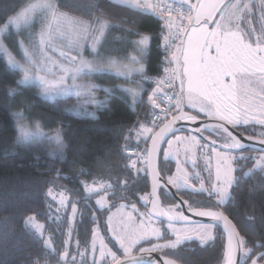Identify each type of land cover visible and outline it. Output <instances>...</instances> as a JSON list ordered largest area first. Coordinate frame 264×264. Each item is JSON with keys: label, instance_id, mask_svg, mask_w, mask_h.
<instances>
[{"label": "snow or ice", "instance_id": "snow-or-ice-1", "mask_svg": "<svg viewBox=\"0 0 264 264\" xmlns=\"http://www.w3.org/2000/svg\"><path fill=\"white\" fill-rule=\"evenodd\" d=\"M65 4L69 8H76L82 10L81 6L76 0H64ZM110 3L119 5H128L130 9H136L139 13H155L164 21L162 40L164 47L167 49L170 46V41L180 39L181 36L187 38V47L183 53V71L180 73L181 77L186 76V94L189 103H192L193 107L199 104V113H203L206 117L217 118L220 123L216 125L220 131L226 134L229 143L222 145L225 148L227 154L216 152V167L214 173V181L211 180L212 169L210 161H208L209 171V186L205 189V181L199 173H188L186 169L179 166V160H177L176 175L169 176L166 183L161 184L159 181V172L153 164V181L152 190L149 194L140 197L147 203H152L153 209L156 208V201L159 200V191H167L169 185L174 187L177 192L182 189L191 188L201 193L206 192L209 198H212L217 207L227 206L228 202L233 198L232 190L235 187H239L240 183L246 176L255 175L257 170L261 175V183H264V138L258 142L253 143V137L244 138L241 133L236 130L240 127L247 126L249 124L258 123L261 127H264V38L258 37L255 41V46L250 40L249 32H245L239 26V15L241 11L240 5L227 4L224 0H217V2H211L207 4L197 3L195 5L190 2L187 3L188 13H185L183 6L175 7L173 4H169L166 0H109ZM261 7L264 8V0H261ZM245 9L250 10V5H244ZM37 9H41L47 13L40 32L37 34L38 43L35 45H26L24 40L19 39V32L16 33V44L24 51L26 57L25 62L21 64L17 61L7 44H5V38L11 34V29L14 26L16 29H20L21 25L30 24L34 13ZM90 12L98 11L101 16H96L92 21H85L81 18L71 16L66 12H62L59 9L58 4L53 0H39L37 3H29L21 8L18 12L13 10L15 14L9 15L7 12L0 17V51L5 52L8 63L13 67H19L22 70V76L18 81V86L29 83L33 80L39 81L41 95L46 98L55 99L62 93L68 92L71 88L82 89L86 91L87 95L94 96V89L100 87L91 82L83 84H76L77 78L85 73V70L90 73L94 72H106L115 71L117 74L130 77L133 73H140L143 79H151L146 75V66L144 61L148 59L150 55V41L152 37L147 34L140 33L135 29H126V31L138 37L135 41H130L132 46L136 49L139 55L130 56L128 59L130 63H123L115 58L107 57L102 60L89 61L82 55L83 45L81 40L91 41V47L93 49L94 56H100L98 47L102 46V40L105 36V32L112 26V22L104 20L101 17L111 15L101 8L97 0H93L92 6L88 9ZM192 12L195 15H192ZM175 13V16L173 15ZM264 15V13H262ZM212 22L215 26V30L208 31L207 25ZM135 23V21H133ZM188 27L185 28L184 25ZM63 26L65 31H70L74 39L70 41V45L77 55L72 56L69 53L63 51L59 52V55L65 60L70 61L75 67L66 68L62 64H56L60 69V75H55L52 72L51 65L55 62L52 57L46 51V45L52 40L53 31H59ZM185 41H181L183 44ZM37 52L40 54L41 59H36ZM214 53V54H213ZM177 62V56L175 51L172 54L171 60L165 57V63ZM166 73L167 84L169 86L173 83V78L176 76V69L169 70L164 69ZM43 73V74H42ZM170 73V75H169ZM52 77V78H50ZM71 79L73 85H67V80ZM156 88L149 95L148 100L152 103L153 107L160 109V104L156 102L155 97L158 95L162 100H168L170 103L169 109H160L161 112H170L172 108L180 110L182 97L169 96L164 91L162 85L165 80H156ZM185 81L182 78L180 87L182 94L184 93ZM259 85V91L253 86ZM9 92L15 91V89H9ZM106 91H110L106 89ZM134 97L139 96V92L136 89H129ZM175 101L172 103V101ZM26 110L30 111L31 106L26 105ZM16 119L17 141L21 143H29L40 138H48L54 140L61 148L64 147L63 142V129H56L50 133H45L39 121L32 120L30 123H21L27 119L23 112H15L12 114ZM94 115V114H92ZM155 115V113H154ZM184 115L173 116L170 123H174L176 120L184 119ZM191 120H196V116L188 117ZM161 122L163 116H158ZM139 123V122H138ZM153 127L147 128L145 125L140 124L137 131L138 136H143L144 133H151L156 124L155 120L151 122ZM224 124L232 126L233 131H229L224 127ZM209 126L205 125V129ZM132 131V130H130ZM172 129L169 125H165L161 128L159 133L155 135H149L147 139L152 140V150L149 156H154L157 152L156 145L158 142H166L171 148V141H164V136L171 132ZM235 132V134H233ZM174 135V132L172 133ZM261 137H264V132L259 133ZM179 141L180 138H177ZM193 142H197L195 137H192ZM247 140V142H246ZM215 143L214 141L212 142ZM203 147V145H200ZM248 152L247 155L244 153ZM236 153V155H232ZM254 153V154H253ZM167 155V153H165ZM250 162L251 168L244 171V166L239 162ZM137 161L133 160L130 163V169H136ZM195 164V160L192 161ZM236 173H239L237 175ZM57 178H63L59 170L56 173ZM195 179L199 184V189L191 183V180ZM98 181H93V184ZM82 186L88 192L92 191H105L113 187L111 184L101 183L99 189H95L89 186L87 183ZM125 187L127 184L124 185ZM57 187H63L58 185ZM51 201L57 204L55 209L51 205L48 206L49 212L54 214L48 215L50 222H55L60 219L61 210L71 209L72 220L74 221L78 215V209L76 203L68 200L64 192H54L53 188H48L45 194ZM151 198V199H150ZM181 204H187V201L181 200ZM99 206L96 210L101 211L107 209L108 203L106 196L101 197L96 201ZM123 207V206H122ZM179 208L180 205L175 206ZM133 211H136L135 205H132ZM191 211V207L188 208ZM174 209L169 208L168 212L161 211L160 215H167L169 219L168 227L172 229L176 235V240L167 241L163 244L152 243V240L161 239V233L156 228L143 227L145 221H141V226L138 228L125 229L121 225L120 230H117L112 223V216H108L106 221V228L110 231L117 250L112 251L107 249L106 245H101L99 249V256L101 261H104L105 256L111 258V264H145V257L150 256L151 253L160 251L161 249H175L181 243L180 233L175 230L171 221L172 220H184L186 223H190L187 217H184L182 213H175V215H169L173 213ZM199 216H208L213 220L225 222L228 230V246L224 257L223 264H238L236 259L237 251L239 250L244 261L250 260L251 264H264V251L257 252V248H264V242L253 243L252 248L246 247L248 241L241 236H236V241L233 243V236L236 235L235 225H232L226 216L222 212L215 211H198L196 213ZM141 217L145 214L140 213ZM26 227L34 229L42 246L49 249L51 252L56 253V249L53 247V240L55 236L53 234H46L44 225L36 222L35 216H29L24 221ZM95 223V219L93 220ZM214 224H206L197 226L195 231V238L202 244H207L208 241L214 240L213 236ZM72 225L69 224L67 232V240L61 241L60 247L64 249L62 253H57L60 258V264H76V256L71 255L68 251L69 244L71 243ZM99 228L93 230L91 241V252L93 256L97 251L96 249V235ZM183 239L190 241L193 236L185 233ZM150 244V247H143V244ZM80 242L76 241V248L79 249ZM89 251L88 248L84 252H77V255L83 257ZM134 251L137 255H134ZM119 253V255L117 254ZM83 264V262H81ZM93 264H96L95 259ZM148 264H174L172 260H164L157 262L156 260H150Z\"/></svg>", "mask_w": 264, "mask_h": 264}, {"label": "trees", "instance_id": "trees-1", "mask_svg": "<svg viewBox=\"0 0 264 264\" xmlns=\"http://www.w3.org/2000/svg\"><path fill=\"white\" fill-rule=\"evenodd\" d=\"M30 1L0 0V17L5 12L15 14L13 10L18 12ZM53 2L58 4L60 11L83 20L92 21L94 17L101 16L98 11L88 10L93 0H76L82 10L67 7L64 0ZM97 2L101 8L112 13L101 18L119 26L117 31L121 32V39L131 41L126 29H135L152 37L146 75H160L166 56L161 38L165 34L163 22L152 13L138 14V10L130 9L128 5L116 6L109 0ZM226 3L240 5V24L249 32L251 42L255 43L258 37L264 38L261 0H227ZM246 4L250 5V10L244 8ZM112 44L110 39L111 48L120 45ZM21 76L22 70L13 67L5 55L0 54V264H60L57 253L64 251L60 244L68 239L65 233L69 222L62 214L54 223L49 221L48 215L54 213L49 212L48 208L49 198L45 195L48 188L67 192L79 210L68 247L71 255L91 242L92 232L97 225L110 241L105 226L108 211L96 210L98 194L86 191L82 184L91 186L95 180L113 185L100 194L109 193L116 206L126 204L130 199L140 200V197L150 193L147 171L130 169L132 158L127 150L147 148L149 144L148 139L136 133L140 124L152 127L154 107L148 97L154 86L146 83L140 75L145 88L138 101L133 102L124 92L102 90L107 96L106 102L96 105L93 111L91 108L90 111L87 108L83 111L77 97L48 100L41 96L38 86H18ZM9 89L15 91L9 92ZM26 105L31 106L30 111L26 110ZM186 110L189 111L187 107ZM21 111L25 116L27 111L41 118L38 121L45 133L62 128L64 147L46 137L29 143L18 142L16 119L12 114ZM42 120L49 126H44ZM25 121L30 123L28 119ZM243 128L248 126L238 130L244 133ZM249 166L246 164L244 171ZM174 168L175 163L164 160L161 152L160 171L166 180V174L172 173ZM57 170L63 178H57ZM261 179L258 170L255 175L244 177L239 187L232 190L233 198L227 206L217 208L235 222L242 237L248 241V248H252L254 242H264V183H261ZM178 193L195 208L211 206V200L206 195H196L189 190ZM161 197L165 204L176 203L163 190ZM31 215L44 225L46 234L55 236L53 247L56 253L43 247L36 232L26 227L24 221ZM216 227V237L207 245L191 241L176 249L166 250L164 254L182 264H223L226 234L221 227ZM77 240L80 242L79 249L76 248ZM256 251H264V248H257ZM243 264L251 262L244 261Z\"/></svg>", "mask_w": 264, "mask_h": 264}, {"label": "rangeland", "instance_id": "rangeland-1", "mask_svg": "<svg viewBox=\"0 0 264 264\" xmlns=\"http://www.w3.org/2000/svg\"><path fill=\"white\" fill-rule=\"evenodd\" d=\"M166 1H171V2L175 1V2L182 4L183 6H185V5L187 6V3H189V2L193 5L197 4L198 2L201 4L217 2V0H166ZM37 2H39V0H31L29 3H37ZM224 2L226 3L227 0H224ZM192 15H195V13L193 12ZM238 15H239V26L242 29H244L245 32H247L246 29L244 27H242L240 24L242 13L239 12ZM46 16H47L46 12H44L41 9H37V11L34 13V15L32 17L30 24H27V25L22 24L20 29H16L13 26L11 29V34L5 38L4 42H5V44H7L8 48L10 49L13 57L17 61H19L21 64H23L25 62L26 57L24 56L23 49L20 48L19 45L15 43V41L17 40L16 33L19 32V39L24 40L26 45L37 44L38 43L37 34L40 32L41 26H42V21H44ZM85 21H87V20H85ZM207 30L208 31L215 30V26L212 22H209V24L207 25ZM112 33H113L112 28H109L105 32V36L102 40V46L98 47V51L100 53V56H94L93 55V49L91 47V41L90 40L89 41L81 40L80 43L83 45V52H82L83 57L89 61L102 60L104 58H107V55H108L107 50L110 47L109 35H112ZM72 39H74V37L72 36L71 32L65 31L63 26H61L59 31H53L52 40L48 45H46V51L48 52V54L52 57L53 61L55 62L54 64L51 65L52 72L55 75L61 74L60 69L56 66V64H62L66 68L75 67L74 65L71 64L70 61L65 60L63 57H61L59 55L60 51H63L65 53L70 52V54L72 56L77 55L76 51L73 50L71 45H70V41ZM182 40L185 41L183 44L181 43ZM186 40H187V38L185 36H181V38L178 40L177 47L174 49L175 54L177 56V60H178V63L174 62V68L176 69L177 80H179V84H180L181 79L182 78L184 79L185 90L187 88L186 76L181 77L180 73L183 71V60H184L183 53L187 47ZM123 43L125 44V47H126V45L127 46L129 45L128 52H130V50H132V47H133L132 44L130 43V41H128V39H127ZM253 45L255 46V43H253ZM0 54L5 55V57L7 58L5 52L0 51ZM36 59L38 61L41 59V56L38 52L36 54ZM15 68L20 69L19 67H15ZM133 74L134 75H133V77L130 78V81L126 85H123V79L115 81V79L113 78L111 73L94 72V73L89 74L87 72V70H85V73L81 74L77 78L75 83L76 84H83L86 82H91V83H94L96 85H99L100 87L94 89V96L90 97L87 95L86 91L73 87L68 92L62 93L61 95L57 96L56 98H66V97H71V96L77 97L79 99V105L84 108V109H82L83 111H85L86 108L90 111V108H91V110L95 109L96 105L103 104L104 102H106L107 96L102 91V90H106V89H109L111 92H115V91L124 92L128 95L129 99H131L133 102H136L141 98L143 90L145 88V85H144L143 81L140 79L141 78L140 74H138V73H133ZM50 78H52V77H50ZM66 83H67V85H73V81L71 79H68ZM25 85H33L36 87L38 86L40 88L39 81H37V80H33L29 83H26ZM253 86L256 88L257 91H259V85L258 84H255ZM179 88L181 90L180 86H179ZM129 89H136L137 92H139V96L134 97L132 92L129 91ZM40 92H41V89H40ZM152 92H153V90L150 92L149 95H151ZM41 96L45 99L53 100L50 98H46L43 95H41ZM186 96H187V94H186ZM182 102H183V99H182ZM182 102H181V104H182ZM185 106L189 109V112L197 113V114L199 113V104L198 103H197L196 107H193L192 103H189L188 99L186 98V105ZM179 111L180 110L177 109V112H179ZM25 114H26V117L29 120V122H31L33 119L36 121L41 120V118L37 117L36 114H34L33 112L28 113L27 111H25ZM93 114H94V112H93ZM202 118L218 120L217 118L206 117V116L202 117ZM21 123H27V122L24 120V121H21ZM40 124H41V122H40ZM43 124H44V126H49L48 123L45 121H43ZM41 126H42V124H41ZM247 126H248V128H243V130L245 131L244 132L245 134H248V135H251V136H254L257 138H264V137H261L259 135V133L264 132V127H261L258 123L249 124ZM149 128H152V127H149ZM155 131L156 130H153L151 133L146 132V133H144V135L142 137L147 139V137L149 135H153ZM192 137H195L196 141H198V143L193 142L191 140ZM177 138H180V140L178 141ZM216 139H217V141L222 142L223 144H227L230 142V141H228L226 134L223 133L222 131H220V133L216 137ZM148 140L150 142L151 139H148ZM167 141H171V148H169L168 143H165L163 150H162L163 151L162 156H163L164 160L173 161L175 163V168H174V171L172 173L166 174V177L168 178L169 176L176 175V168L178 166L177 160H179V166L183 169H186L188 173H190V174L199 173L200 174V176L205 181V189H207L209 186V181H210L209 171H208V161H210L211 169H212L211 180L214 181V173H215V167H216V161H217L216 152H220L222 154H227L226 151L219 149V148H216V147H213V146L205 143L198 136L191 134V133H187V132L176 133V134L170 136V138ZM200 145H203V147H200ZM147 148H148V146H147ZM165 153H167V155H165ZM244 154L247 155L248 152H245ZM232 155H236V153H232ZM193 160H195V164L192 163ZM239 164L242 166H245L246 164H250V166L248 168L252 167V164L250 162L240 161ZM140 169L142 172L147 171V163L145 165L142 164L140 166ZM101 183H105V182H99L96 184H92L91 186L94 187L95 189H99ZM191 183L196 186V189H199V184L195 179H192ZM53 190L56 193L64 192L66 198L68 200H70L71 202H73V199L71 198V196L67 192H65L63 190H55V189H53ZM186 190L195 192L196 195L200 194V195H206L207 196L206 192L201 193V192L193 190L191 188L182 189L179 192L186 191ZM102 192L103 191H92V193L98 194V196L95 199V203L101 197L106 196L107 203L109 206L106 209L108 211L107 218L110 215L112 216L113 226H115L117 230H120L121 225H123L125 229H127L129 227L138 228L141 226V221L143 220V221H145V223L143 224V227H146L149 229L156 228V229H159V231L161 233L162 238L161 239H155L154 238L152 240V243L163 244V243L170 241V240L171 241L176 240V238H177L176 235L173 233L172 229H170L168 227L169 223L160 222L159 220H157V219H155L149 215L148 207H147L148 203L145 202L143 199H140V200L130 199V201L128 203L116 206V205H114L113 200L109 197V193L100 194ZM210 200H211V206H209L208 208H205V209H217L218 207L215 205L214 200L212 198H210ZM49 205H51L53 209H55V207H57V204L55 202L51 201L50 199H49ZM132 205H135L136 211H133ZM96 206L99 207L97 204H96ZM140 213H143L145 215L143 217H141L139 215ZM60 214H62L63 217L68 218V222H69V224L72 225V228H73L75 220L74 221L72 220L71 209L70 208H68L67 210L62 209ZM31 216H34V215H31ZM36 222L41 224L37 219H36ZM172 225L175 228V230L180 233L182 243L179 246H181L187 242H191V241H198L199 243H201L198 239L195 238L194 229L197 226L206 225V224H180V225L179 224H172ZM97 227L99 228V231L96 235V249H97V251L95 253V256H93V253L90 250L91 246H92L91 242H90L87 246L78 250L79 252H84V250L86 248L89 249V251L83 257L77 255L78 251L76 253L72 254V255L76 256V264H81V262H83V264H93L94 259L96 261V264H110L111 263V258L107 255L105 256L104 261L103 262L101 261L100 256H99V249H100L101 245H106V249H105L106 252H107V249H111L112 251H116L117 248L115 245V241L113 240V237L111 236V233L109 230H108V234H109V239L111 242L107 239L106 235L102 232L100 226L97 225L95 227V229ZM31 230L35 232L34 229H31ZM185 233L193 236V239L190 241H185L183 239ZM216 233H217V227L214 225V228H213V236L214 237H216ZM212 241H214V240L208 241V243H210ZM207 244H202V245H207ZM142 246L143 247H150V244L146 243V244H143ZM166 250H171V249H161L160 252H163ZM157 252H159V251H157ZM134 253H137V252L134 251ZM117 254L119 255V253H117Z\"/></svg>", "mask_w": 264, "mask_h": 264}, {"label": "water", "instance_id": "water-1", "mask_svg": "<svg viewBox=\"0 0 264 264\" xmlns=\"http://www.w3.org/2000/svg\"><path fill=\"white\" fill-rule=\"evenodd\" d=\"M183 114L184 115V119H179L176 120L174 123H170L172 118L168 119L166 122H164L155 132L153 135H155L156 133H159L161 128H163L165 125H169V127L172 129L171 132H169L168 134H166L164 136V141H167L170 136H172L173 132L174 134L179 133V132H187V133H191L194 134L196 136H198L199 138H201L205 143L222 149L224 151L225 148L222 147L223 144L222 142L217 141L216 137L219 135L220 130L215 127L216 125L223 123L222 121L219 120H215V119H205V118H200L197 117L196 114L189 112L186 110V106L183 103L181 105L180 111L178 113H176L174 116H179ZM191 116H196V120H191L188 117ZM205 125H208L209 127L207 129H205ZM224 127L228 128L229 131H233L232 126L224 124ZM237 132L241 133L242 136L244 138L247 137H253V143L258 142L260 139L262 138H257L248 134H245L243 132H241L240 130H236ZM235 134V132L233 133ZM215 142L214 144L212 142ZM247 142V140H246ZM166 142H158L156 145L157 148V152L154 156H149L150 151L152 150V140H150L149 145H148V158H147V174H148V178H149V183H150V192L152 190V181H153V164L155 165L156 169L159 172V181L161 184L166 183V179L165 177L161 174L160 171V156H161V152L163 150V147L165 145ZM161 191H159V200L156 201V208L153 209V205L152 203H148L147 207H148V212L149 215L152 216L153 218L162 221V222H166L169 223V219L167 215H160L159 213L161 211L163 212H168V209L171 207L174 209L173 213H169V215H175V213L179 212L182 213L184 217H187L188 220L190 221V223H186L184 220H172L171 223L172 224H214L215 226H219L223 229V231L226 234V251H227V246H228V230L226 228L225 222L223 221H218V220H213L212 218L208 217V216H199L196 213L198 211H215V212H222L224 214V216L227 217L228 221L232 224L235 225L236 228V235L233 236V243H235L236 241V236H241L242 234L239 230V228L237 227V225L235 224V222L222 210V209H202V208H194L189 201H187L186 199H184L177 191L174 187H172L171 185H169V189L166 191L175 201L176 204L174 205H166L163 202V199L161 197ZM151 199V198H150ZM181 200L183 201H187V204H181ZM179 204L180 207L176 208L175 206ZM189 206L191 207V211L188 210ZM138 253H134V255H137ZM156 260L157 262H161L164 260H172L174 261V264H182L181 262L177 261L176 259L166 256L161 252H153L151 253L150 256H146L145 257V264H148V262L150 260ZM236 259L238 261V264H243L244 263V259L241 256L240 251H237L236 254Z\"/></svg>", "mask_w": 264, "mask_h": 264}, {"label": "built area", "instance_id": "built-area-1", "mask_svg": "<svg viewBox=\"0 0 264 264\" xmlns=\"http://www.w3.org/2000/svg\"><path fill=\"white\" fill-rule=\"evenodd\" d=\"M166 2L169 3V4H173L175 7L183 6V5L175 3V2H170V1H166ZM183 10H184L185 13H188V11H189L187 6H183ZM152 14L154 16H156L157 18H159L164 24V21L160 18V16H158L155 13H152ZM173 15L175 16V13H173ZM184 27L187 28L188 25L185 24ZM178 40L179 39L170 41V46L167 49L164 47L165 50H166V56L165 57H168L169 60H171L172 54L174 52V49L178 45ZM165 68H168L169 70L175 69L174 68V63H165L164 62V68H163L162 73L160 75H158V76H148L151 79H146V80L148 82L154 84L153 85L154 88H156V86H157L156 83H155L156 80H165V83L162 85V87L164 88V91L167 92L169 96L182 97V99H183V94L181 93V91H180V89H179V87L177 85V82H176V76L173 78V83H172L171 86H169L167 84L166 73L164 71ZM169 75H170V73H169ZM155 99H156V102L158 104H160V109H169L170 108V103H169L168 100H162L159 95L157 97H155ZM174 102L175 101L173 100L172 103H174ZM160 109L154 108L155 115L153 114V121L155 120L156 124L159 125L158 127H155L154 130H157L164 122H166L168 119L172 118L177 113V109L176 108H172L170 112H161ZM158 116H163L164 117L162 122L159 119H157ZM152 127H153V125H152ZM127 151H128V154L131 156L132 161L133 160L137 161L136 169H139L142 164L145 165L147 163L148 148H145V147H142V148H131V149H128ZM133 170L136 171L135 169H133Z\"/></svg>", "mask_w": 264, "mask_h": 264}, {"label": "crops", "instance_id": "crops-1", "mask_svg": "<svg viewBox=\"0 0 264 264\" xmlns=\"http://www.w3.org/2000/svg\"><path fill=\"white\" fill-rule=\"evenodd\" d=\"M110 28H112L113 33H112V35H109V40L111 39V43L113 42V44L120 43V45H118V48H111L110 47L107 50V54H108L107 57L115 58L116 60H118L120 62H123V63H130V60L128 58L130 56H133V55H139V53L136 51V49L134 47H132V50H130V52H128L129 45L128 46L126 45V47H125V44L123 43V42H125V39H123V38L121 39V37H120V35H121L120 33L121 32L117 31L119 26H116V25L112 24V26ZM129 39L131 41H135V40L138 39V37L133 35V34H131L129 32ZM121 43H123V44H121ZM144 63H145V66H146V61H144ZM106 72L111 73L113 78L115 79V81L123 79V85H126L130 81V78L133 77V75H134V74H132L130 77H127V76H124V75L117 74L115 71H106ZM138 74H140V73H138ZM176 82H177V85L179 87L180 84H179V80H177V75H176ZM154 89L155 88L153 87L152 90H154ZM184 89H185V87H184ZM186 98H187V96H186V90H185L184 93H183V102H182V104L184 103L186 105ZM195 114H196L197 117H200V118L205 117V115L203 113H198V114L195 113ZM162 153H163V151H162Z\"/></svg>", "mask_w": 264, "mask_h": 264}, {"label": "flooded vegetation", "instance_id": "flooded-vegetation-1", "mask_svg": "<svg viewBox=\"0 0 264 264\" xmlns=\"http://www.w3.org/2000/svg\"><path fill=\"white\" fill-rule=\"evenodd\" d=\"M170 205H174V204H176V203H169ZM166 205H168V204H166ZM195 208V207H194ZM203 209V208H202ZM160 222H162V221H160ZM160 252V251H159ZM161 253H163L164 254V251L163 252H161ZM165 255V254H164Z\"/></svg>", "mask_w": 264, "mask_h": 264}, {"label": "bare ground", "instance_id": "bare-ground-1", "mask_svg": "<svg viewBox=\"0 0 264 264\" xmlns=\"http://www.w3.org/2000/svg\"><path fill=\"white\" fill-rule=\"evenodd\" d=\"M144 80H145L146 83H150V82H148L146 79H144ZM150 84H152V83H150ZM152 85H154V84H152Z\"/></svg>", "mask_w": 264, "mask_h": 264}]
</instances>
